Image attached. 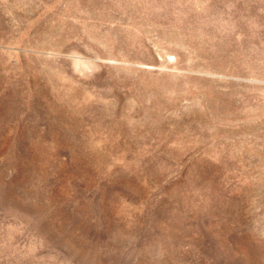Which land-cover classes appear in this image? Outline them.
Returning <instances> with one entry per match:
<instances>
[{"label": "rangeland", "instance_id": "rangeland-1", "mask_svg": "<svg viewBox=\"0 0 264 264\" xmlns=\"http://www.w3.org/2000/svg\"><path fill=\"white\" fill-rule=\"evenodd\" d=\"M0 264H264V0H0Z\"/></svg>", "mask_w": 264, "mask_h": 264}]
</instances>
